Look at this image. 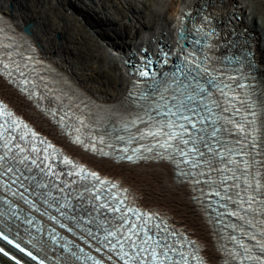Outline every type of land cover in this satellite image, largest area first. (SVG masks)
<instances>
[{
  "label": "bare ground",
  "instance_id": "bare-ground-1",
  "mask_svg": "<svg viewBox=\"0 0 264 264\" xmlns=\"http://www.w3.org/2000/svg\"><path fill=\"white\" fill-rule=\"evenodd\" d=\"M203 1L22 0V8L12 12L6 7L7 0H0L2 57L11 65V69L19 66L31 68V73L39 80L37 88L26 87L29 93L35 95L33 99L31 94L25 97L11 88L6 78L0 74V95L4 99L3 103L8 104L7 108L16 113L17 117L19 115L32 123L36 127L33 128L35 132L40 129L48 141L58 145L59 151H64L77 162L90 165L88 167L104 178L114 177L124 190H128L141 203L137 204L169 219L184 235L183 242L192 251L184 254H192L194 263L202 264L199 259L204 258V264H233L244 260L247 264H264V202L253 205L247 213L242 211L247 216L248 225H241V235L236 234L241 247H244L243 255L237 256L234 246L226 248L223 236L214 225L216 218L211 217L212 214L200 200L205 194L214 192L215 195L216 190L208 184L202 187L192 184L195 179L189 178L187 181L180 177L175 166L161 160L162 156L159 155L156 158L151 154L150 163L138 166L118 165L99 159L73 144L71 136L65 132L72 131L73 127L63 119L60 121L55 113L61 106L58 104H64L65 108L76 111L81 121L87 124L92 131L88 134L94 136L93 139L104 135L105 139L116 141L113 142L115 144L120 143V137L142 136L148 132L149 127L153 129L157 119L147 108L149 105L137 103L133 99L139 70L132 66V60L149 53L165 70L174 69V63L169 61V57L180 55L186 23H190L191 17L197 15L195 8ZM209 2L213 6L209 15L214 22L208 23L206 30L211 34L209 37L212 38V43L206 44L204 54L200 55L196 51L199 46L195 44L198 39L195 37L196 40L193 41L192 33L188 34L191 42L184 51L187 57L183 58L181 55L178 61L183 62L181 71H186L190 78H194L192 68L198 63L207 70L222 75L224 82H231V76L243 73L240 69L247 73V64L250 63L245 58V52L236 46L229 33L236 32L240 37H251L255 77L245 76L240 79L244 84L247 79L256 78L257 89L260 91V112L255 111V120L259 125L260 145H264V0H257L259 14L253 0ZM4 10H9L10 14ZM130 12L131 15L136 12L137 16L132 22L126 20ZM231 13L239 17L235 23L229 20L228 15ZM227 18L228 24L224 20ZM56 33L64 34L61 43L54 39ZM219 45L223 48L219 50L218 56L212 58ZM6 46L8 50L13 49L15 52L33 53L39 64L30 60L24 66L22 57L10 56L8 59L4 53ZM65 53L70 61L64 59ZM232 55L238 56L237 61L240 63L235 66L238 71L227 59ZM220 58L226 64L221 63L223 61ZM178 75L182 76L183 73L178 71ZM14 79L17 85L23 86L22 80L25 78L15 76ZM169 79L172 80V75ZM236 82L232 80L233 84ZM145 83L147 86L148 82ZM55 104L58 105L56 108ZM153 139L154 149L161 153L162 143ZM47 183L51 184V181ZM48 184L44 189L51 190ZM86 186L92 187V183L87 182ZM242 196L246 197L247 193H242ZM80 204L82 203L78 202L76 206ZM244 207L247 208V204ZM3 208L4 204L1 202L0 210L4 211ZM79 208V213L84 212L83 206ZM227 213L230 214L231 211ZM170 230L175 231L173 228ZM174 235L179 234L175 232ZM23 236L30 240L28 236ZM230 254L232 260L229 258ZM1 262L11 264L0 255Z\"/></svg>",
  "mask_w": 264,
  "mask_h": 264
},
{
  "label": "snow or ice",
  "instance_id": "snow-or-ice-1",
  "mask_svg": "<svg viewBox=\"0 0 264 264\" xmlns=\"http://www.w3.org/2000/svg\"><path fill=\"white\" fill-rule=\"evenodd\" d=\"M140 75L147 77L149 73L143 71ZM221 94L226 96L223 90ZM161 99L166 102L161 105V108L154 110L157 117L153 126L155 130L150 129L146 134L153 138L163 137L164 142L160 144V147L165 152H170L173 157L179 156L180 162L189 167V174L198 171L200 176L205 177V182L210 188L216 190L223 185L222 199L233 200L230 190L240 189L235 193L236 201L239 202L238 209L232 215L239 216L241 211L247 213L254 204L264 202V145H260L254 136L251 138V143L241 144V141L237 139L235 144L228 145L221 135L229 131L227 124L234 123L228 117H223L225 122H221V114L228 112V107L221 108L220 103L215 100L209 104L208 95L199 84L192 87L177 82L176 87L172 89L170 101L163 94ZM233 112L238 113L239 109L233 108ZM0 114H5L2 106H0ZM249 115L252 120H247L246 117L247 123H255L256 113L250 111ZM235 126L239 131H244V124L235 122ZM250 135L245 133V138L247 139ZM11 143L9 140L0 143V186L4 185V180L7 178L10 181L7 185L9 190L17 183L24 187L25 182H29V186L35 185V188L44 189L46 184L41 181L50 175V171H46L47 165L42 166L38 163V155L33 157L32 153H38L39 149L33 147L31 152L26 153L25 148L16 145L18 150L14 151L10 146ZM229 181L231 183H228ZM241 192L247 193V196H242ZM40 195H46V193L41 192ZM215 195L220 196V191L216 190ZM21 198H24L23 193ZM95 199L99 200V195H96ZM245 204L247 208L244 207ZM106 206L100 205L101 208ZM110 210L120 212L121 209L116 207ZM83 211L87 213L91 209L85 207ZM156 227L159 228V225ZM125 228L126 235H124ZM105 231L107 232L105 239L117 238L118 233L123 236V240L117 238L112 247L119 246L122 254L127 256L128 253L124 251V247L130 246L135 251V255L130 259L135 261V264H145V260L147 264H168L170 246L165 239L160 238L158 233L152 232L149 219H144L141 224L130 225L127 220H122L119 229L115 231L105 229ZM0 240L7 241L10 245L14 243L13 240L8 239L2 229H0ZM15 247L20 248V245L15 244ZM20 251L23 252L24 249L20 248ZM0 253L8 256L4 247H0ZM142 253H148L147 258L142 257ZM27 255L32 256V253L28 252ZM10 258L15 259V257ZM32 259L36 257L32 256ZM17 264H19L18 260Z\"/></svg>",
  "mask_w": 264,
  "mask_h": 264
},
{
  "label": "water",
  "instance_id": "water-1",
  "mask_svg": "<svg viewBox=\"0 0 264 264\" xmlns=\"http://www.w3.org/2000/svg\"><path fill=\"white\" fill-rule=\"evenodd\" d=\"M212 7L213 6L210 5L209 0H204L200 6L195 8V14L197 15H195V17H191L192 21L190 23H186L187 27H186V30H184V33L182 36V42L180 45V47L182 48V50L180 51V55L179 54L171 55L169 58H171L172 60L168 59L170 62L174 63V66H175L174 69L165 70L166 68L165 67L163 68L162 65L158 61H155V58L152 57L149 53H144L140 57H136L134 60H132V63H131L132 66L139 70V80L136 81L135 86L137 87V89L146 88L148 86L144 87L146 85L145 81H147L148 84L149 83L152 84V86H160L161 84L165 83L164 80L166 79V77L168 76V79H169V76L171 78V75H172V80L167 84L168 86L172 85V83L175 81L180 82L182 84L191 85L192 87H196L197 84H199L200 87L205 89V93L208 95L207 102L209 104H211L212 101L215 100L220 103L221 108L225 106L228 107V112L221 114L222 116L221 122L222 123L225 122L223 117H228L229 119H232L234 123L227 124L229 131L224 132L221 135H222V138L228 143L229 146L235 144L237 139L241 141V144L245 142L251 143V138L253 136L255 137L256 141H258L260 144L261 141L259 138L258 122H256L255 120V123L249 124L246 121V117H247V120H252V117L249 115L250 111L255 112L256 110H259L260 112L259 98H258V95H260V91H258L259 89H257L258 84L256 83V78L251 77L250 79H247V80L244 78L246 80L244 84L241 82L242 79H240L245 76L255 75L256 68L252 63V60H253L252 54H254V50L251 47L252 43H250L251 37L249 36L240 37L239 34L236 32H234V34L228 32L229 35L233 37L234 42L236 43V46H239L241 51L245 52V58H247V61L250 63V64H247L248 72L245 73L244 71L240 69V71L243 72L244 74L243 73H242L243 75L235 74L231 76L230 77L231 82H224L222 75L218 74L215 71L207 70L202 65L201 67L198 63L196 64L199 67L195 66L192 68V71H194V78H190V76H188L185 73L186 71L185 72L181 71V65L183 62L179 63L178 61L181 55L183 56V58L187 57V54H184V51L186 50L185 49L186 45H189V43L191 42V39L189 38L188 34L192 33L193 41L196 40L195 37L198 39L195 44H198L199 46V48H197L196 51L200 55L204 54V48H206L205 47L206 44L210 45L212 43L211 42L212 38L209 37L211 34L207 31L208 30L207 24L214 22V20L212 19V16L209 15V11L211 10ZM228 16H229V20H232L231 22H234V23L236 22L237 19H239V17L236 15L234 16L233 13L229 14ZM194 19H195V23L192 25V22ZM224 20L227 24L229 23L228 18ZM194 25L196 26L193 27ZM218 26L220 27V25ZM222 48L223 47L220 45L217 46V48H215L214 50V53L212 54L213 55L212 58L218 56V53H220L219 50ZM231 52H233V50ZM237 58H238L237 55H234L233 57H227V59H229L230 61V65L232 64V66L235 68L236 71H238V69L235 66L238 63H240L237 61ZM220 60L223 61L222 58H220ZM221 63L226 64V61L225 62L223 61ZM216 64H219V63L216 62ZM224 66H227V65H224ZM143 71H147L149 75L147 77H142L140 73ZM178 71L180 72V74L183 73V75L179 76ZM232 80L233 82L234 81H237V82L233 84ZM200 82H204V83H200ZM174 86H176V83L174 84ZM221 90H223V92L226 93V96L221 94ZM229 100H231V103H229ZM233 108H238L239 112L234 113ZM235 122L244 124L245 127H244L243 132L239 131L236 128ZM245 133H250L251 135L248 136L246 139ZM228 183H231V181H229ZM233 189L234 188H232L231 190L232 192H234ZM216 190L220 191L222 195V193H224V186L221 185ZM216 198L218 199V197ZM258 204L260 203H256L254 205L257 206ZM214 206H218V205L214 204ZM245 218L247 219V217Z\"/></svg>",
  "mask_w": 264,
  "mask_h": 264
},
{
  "label": "rangeland",
  "instance_id": "rangeland-1",
  "mask_svg": "<svg viewBox=\"0 0 264 264\" xmlns=\"http://www.w3.org/2000/svg\"><path fill=\"white\" fill-rule=\"evenodd\" d=\"M247 2H249L250 0H246ZM253 2H254V5H255V9H256V11L258 12V14H259V8H258V5H257V0H253ZM6 4V7L10 10V11H16V10H19V9H21L22 8V0H7V2H5ZM9 10H4L6 13H8V14H10V12H9ZM133 12V11H132ZM143 12V11H142ZM134 14L132 13V15H131V12H130V14H128L127 16H126V20L128 21V22H132V20H133V18L135 17H137V16H135L136 15V12H135V15L133 16ZM141 15L143 16V14L141 13ZM85 17V16H84ZM93 18V17H92ZM134 18V19H135ZM262 18V17H261ZM264 20V19H263ZM261 23H262V21H261ZM25 26L26 25H24V28H25ZM103 28H105V27H103ZM102 28V29H103ZM63 38H64V34L63 33H56V34H54V39L56 40V42H62L63 41ZM64 57V59L65 60H67V61H70L69 60V57H68V54L67 53H65V56H63Z\"/></svg>",
  "mask_w": 264,
  "mask_h": 264
}]
</instances>
